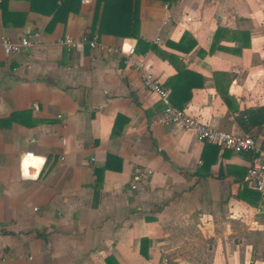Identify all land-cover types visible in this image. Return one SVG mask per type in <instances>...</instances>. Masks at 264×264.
<instances>
[{"label":"crops","instance_id":"obj_1","mask_svg":"<svg viewBox=\"0 0 264 264\" xmlns=\"http://www.w3.org/2000/svg\"><path fill=\"white\" fill-rule=\"evenodd\" d=\"M34 34L0 48V264H264V203L244 182L264 125L242 121L264 107V0H1L0 37ZM131 46L170 94L167 57L184 66L182 108L260 150L156 124L163 103L117 51Z\"/></svg>","mask_w":264,"mask_h":264},{"label":"built area","instance_id":"obj_2","mask_svg":"<svg viewBox=\"0 0 264 264\" xmlns=\"http://www.w3.org/2000/svg\"><path fill=\"white\" fill-rule=\"evenodd\" d=\"M1 1V0H0ZM65 0H60V3ZM92 0H81L83 5L91 4ZM168 4L166 8H168ZM170 18L165 20L169 23ZM39 43V34H34L28 38L20 40H13L7 37H0V48L5 55L11 56L20 54L29 50ZM155 43L161 44L160 38L155 40ZM84 42L75 40L69 36L60 40V45L65 47L68 51H80ZM91 48L105 49L104 46L98 43L97 39L88 41ZM126 57L125 64L141 73L142 82L145 89L156 96L164 105L163 110L157 115L155 119L156 124L163 126H176L182 131L194 133L198 140L205 144L216 145L224 149H229L235 153L242 152H256L259 149L256 141L248 135H238L220 129H215L200 119L191 116L184 109L176 107L171 101V94L169 90L164 88L162 82L154 74L151 68L147 65L143 56L138 55L135 46L128 48H120L117 50ZM61 118V116H59ZM34 158L33 154H28L26 158ZM202 162L199 164L201 165ZM153 173L152 170L138 171L134 177L132 189L138 188L140 182L144 181L147 176ZM244 182L251 188L256 190L261 195L262 202L264 203V147L260 150L259 157L255 163L247 171Z\"/></svg>","mask_w":264,"mask_h":264},{"label":"trees","instance_id":"obj_3","mask_svg":"<svg viewBox=\"0 0 264 264\" xmlns=\"http://www.w3.org/2000/svg\"><path fill=\"white\" fill-rule=\"evenodd\" d=\"M161 54V53H160ZM164 56V55H162ZM170 63H173L177 69H178V74L177 76L170 80L168 83L169 87L171 88V101L172 103L180 108L183 109L182 107L188 104L193 95V89L194 86H186L187 83H182L183 80L185 79V76L189 75V72L184 66H179L174 59L167 57ZM222 97L224 98L225 101H228V93L223 92L219 89ZM242 121L245 123H249L251 126H262L264 125V107L258 108L255 110H251L249 112H246V114L243 115Z\"/></svg>","mask_w":264,"mask_h":264}]
</instances>
